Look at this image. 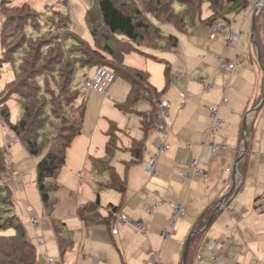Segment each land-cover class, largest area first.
<instances>
[{
	"label": "crops",
	"instance_id": "0c3cea01",
	"mask_svg": "<svg viewBox=\"0 0 264 264\" xmlns=\"http://www.w3.org/2000/svg\"><path fill=\"white\" fill-rule=\"evenodd\" d=\"M245 20L237 27L232 19L230 29L233 32L242 31ZM234 26L237 29H234ZM179 34L185 36L187 31ZM242 36L236 46L231 48L226 46V33H221L214 41H209L206 34L207 47L203 50L209 52L210 57L208 59L207 56H202L200 65L199 60H195L200 48L195 38L191 36L189 42L183 46L180 44L181 48L177 50L178 39L177 47L171 49L175 51L173 56L176 58V66L172 72L173 82L169 77L170 68L166 73L167 66L163 71L164 81L157 79L154 83L148 67H143L144 61H135L136 58L134 61L128 60L131 56L124 54L123 66L148 71L149 73L145 71L148 74V84L156 90L157 95L150 96L152 94L149 92L151 99L140 100L133 107L122 110L125 114L124 126L118 127L113 116L102 119L100 109L95 123L86 124L81 128L80 134L71 141L65 152V166L62 168L72 170L69 172L74 174L75 178L86 180L95 188L91 198L80 199L76 196L64 209L60 208L56 212L57 190L53 195L55 206L50 216L43 215L41 201L40 212L33 208L35 213L32 216L37 218L38 229L34 230L27 224L29 230L26 231L35 247L34 264H45L48 257L56 258L59 264H147L151 259H158L160 264H183V254L192 234H201V239L189 264H264V213L255 214L252 211L256 204L264 206V160L260 153L262 147L264 149V136L262 131L258 130V127L264 128V76L250 39L249 59L256 71L253 72V80L252 77L251 81L244 79L248 73H243L244 55L239 54ZM236 55L241 60L235 72L230 76L221 73L216 57L232 59ZM145 56L147 55L142 57ZM153 57L156 60L155 56ZM85 71L81 73H84L85 78H90L95 69L89 74H85ZM115 83L107 94L101 97L104 100L109 96L119 97L117 102L113 103L120 107L125 102L131 85L127 82L119 87L122 91L118 93ZM207 84L212 87L206 89ZM224 98L227 102L221 104ZM158 101L168 105L171 131L166 136V143L169 147L157 158L154 174L147 177L143 173L142 163L155 155V143L162 138L153 127L155 104ZM216 105L217 116L222 124L208 137L207 131L211 124L209 108ZM130 123L134 126L128 129ZM111 125L114 128V154L120 152L119 161L113 165L111 160L115 155L107 157L105 152ZM135 142L142 144L138 160H134L130 153V147ZM186 145L189 147L186 148ZM220 145H224L227 150L212 155L210 146ZM10 150L11 148L8 151ZM93 159L108 162L124 184L125 190L122 193L111 189L97 192V186L108 179V173L97 175L93 171ZM193 160L199 162V167L206 173L205 178L194 176L191 180H185L173 174L175 171L190 172V163ZM12 164L11 161L13 168ZM235 168L242 178V181L236 184L232 175ZM227 170L232 173H226ZM66 174L69 175L67 172ZM22 187L25 196L22 198L27 199L23 184ZM229 191V196L225 197ZM97 198L100 204L98 214L102 221L85 226L77 215V209ZM223 199L233 213L220 208ZM173 203L182 204L187 216L175 222L171 237L164 240L161 234L168 229ZM154 204L157 207L151 214H146L145 210ZM109 205L116 207L115 213L130 222L144 220L146 233L140 234L128 225L116 223V234H112L106 222L112 217L111 215L108 219ZM28 206L30 205L27 203L26 207ZM206 209L218 211L216 215L210 216L202 229L195 230L199 217ZM52 221L63 225V236L72 243L62 256ZM227 234L233 245L218 262H210L207 246L214 240L226 238L224 236ZM38 237L43 240L40 246L34 242ZM204 242L207 243L204 245ZM203 245L204 254L201 255L199 251ZM198 255L201 259H197Z\"/></svg>",
	"mask_w": 264,
	"mask_h": 264
},
{
	"label": "trees",
	"instance_id": "16d2710c",
	"mask_svg": "<svg viewBox=\"0 0 264 264\" xmlns=\"http://www.w3.org/2000/svg\"><path fill=\"white\" fill-rule=\"evenodd\" d=\"M91 1L94 2V6L87 9L84 19L92 37V44L84 42L75 34V39L72 38V36L68 39L70 44L74 43V45L71 44V47L76 48V44H81L87 49V52L82 54L81 51L78 50L67 56L64 52L70 49V44L65 46V42L60 40V38L59 40L57 38L51 41L52 45L50 50L54 49L55 45H58L59 47L57 50L62 53L61 55L64 60L67 59L68 67H70L69 65L74 66V68H71L70 72L63 73V75L58 70L60 64L55 65V70L51 73L44 71L45 79L47 78L46 81L51 78V82L59 89L58 95L56 94L53 96L52 93L41 90L40 84H45V79H37L36 77L38 74L36 73V75L33 73L34 70L26 74V78H23L16 86L14 85L16 79L10 81L3 90V93H6L4 94V99L6 95H17V97H20L17 102L20 115L15 123L10 122V113L5 100L3 101L5 104L4 108L0 111V115L8 130L18 139L28 155L36 160L35 184L43 211L47 216L51 215L55 206L53 195L59 189L57 177L65 164L66 149L71 141L80 134L86 110L84 99L80 104L76 105L75 103L79 95L83 96L85 94L81 92V86H73L77 72L85 71L89 68L96 69L98 67H105L114 72L117 77L120 76L128 81L131 85V89L125 102L119 108L121 110L131 108L140 100L147 98L151 99L152 97L150 96H156L157 92L149 86L148 74L145 71L123 66L124 54L132 49L143 55L153 57L145 54L138 48L143 47L151 50L161 44L163 45L162 47L166 49H175L178 44L176 33L179 34L186 31L185 26L187 22L184 21V18H182V24H185L183 28L179 29L175 25H167L170 26L172 30L163 32L159 26L147 23L139 10L133 9L123 2L119 3V0ZM224 1L226 2L225 5H221L220 2L212 0L206 1L211 13L207 18L202 20L206 27L216 21L230 20L227 18L230 12H244L248 8V4L244 1ZM225 10H227V13H224ZM149 13L152 12L149 11ZM171 15L172 18H169L166 23H169L173 18L176 19L177 14L172 13ZM155 19H158V17L155 16ZM38 21L37 18V22ZM22 35L25 40H28V35L32 36L35 34L23 33ZM41 35L42 34H38V37L34 40L30 39L31 43H35ZM58 35V37H61L60 34ZM25 40L23 43L24 45L26 44ZM251 45L258 53L260 59L258 62L259 68L262 74H264V4L260 12L254 17L253 44ZM41 53V58H35L38 63H40L43 58ZM103 57L117 60L119 66L115 69L108 66H98L96 64V59ZM52 59L54 61L57 58L55 57ZM37 61H35V64H38ZM167 72L168 68L166 69V73ZM19 76L20 73L16 72L15 77L18 78ZM32 83L36 85L32 86ZM13 85L14 89L10 91ZM21 89L27 91L26 96ZM149 92H151L152 95L149 96ZM56 108L62 112L60 117L55 115ZM62 121L66 125L64 126L66 127L65 130H61L60 128V123ZM56 122H58V125H55ZM114 146V128L111 125L109 129V143L105 149L107 157L113 156ZM141 151V142H135L130 147V153L134 160L139 159ZM4 155V151L0 148V173L5 169L2 165ZM92 165L93 171L97 175L108 173V179L97 186V192L103 189H111L122 193L125 190L124 184L119 180V177L113 168L108 165L106 160L93 159ZM4 191L6 195L4 197L0 195V233L4 232L6 229L12 230L13 233L8 236H0V239L6 240L5 246L3 245V248L0 250V261L3 264H34L36 259L35 247L31 243L20 218L14 213L8 217L2 216L1 210L4 211L2 205H9L11 202V191L8 185H6V187H0V193ZM99 207L100 204L97 198L94 202L84 204L77 209V215L85 226L102 221L98 214ZM107 209L110 214L108 219H110L109 217L117 212V208L109 205ZM217 211L206 209L199 217L195 230L202 229L208 222L210 216L216 215ZM106 222L108 223V220ZM62 227L63 225L61 223L52 221L53 232L61 256L72 244L69 239L63 236ZM200 239L201 234H192L190 236L189 244L185 251V264H189L190 260L194 257Z\"/></svg>",
	"mask_w": 264,
	"mask_h": 264
},
{
	"label": "rangeland",
	"instance_id": "374dc122",
	"mask_svg": "<svg viewBox=\"0 0 264 264\" xmlns=\"http://www.w3.org/2000/svg\"><path fill=\"white\" fill-rule=\"evenodd\" d=\"M206 1L208 0H119V3L123 2L125 4H128L129 7L139 10L142 17L147 23L159 26L163 32L172 30L171 27L167 25H175L179 29L183 28L185 24H182V18H184V21L187 22L185 26L187 35L184 36L176 33L179 39L177 50L181 48L180 44H182L183 46L184 43H188L190 37L192 36L193 38H195V41L200 44V48H198L197 51L198 53L195 55V60H199L200 65V58L202 56H207L208 59L210 57L209 52L203 50L204 47H207V29L202 20H204L211 14ZM212 1L220 2L221 5H225L226 3L224 0ZM239 1H244L249 5V2L251 0ZM93 6L94 2H92L91 0H0V111L4 108V104L6 103L9 109L11 123L16 122L19 118L20 109L17 102L20 97H17V95H6L4 99V94L6 93H3V90L7 83L16 79V83L14 84L16 86V84H18V82H20L23 78H26V74L30 73L32 70H34L33 73L38 74H36L37 79H45L44 71L47 73L53 72V70H55V65L57 64H60L58 66V70L60 71V73H62V75L63 73L70 72L71 68H74V66L69 65L70 67H68L66 61L67 59L64 60L61 55L62 53L57 50V48L59 47L58 45H55L54 49L50 50V47L52 45L51 41L56 40L57 38L59 40L60 38V40L65 42L64 45L67 46L70 44V41L68 39L71 36L75 39V35H77L84 42L92 44V37L90 35L84 17L87 9ZM149 11L152 13H149ZM172 13L177 14L176 19L173 18L169 23H166L169 18H172ZM224 13H227V10H225ZM155 16H157L158 19H155ZM37 18L39 20L38 22ZM227 18L230 20L234 19L237 27L241 24L242 20L246 19L244 24L242 25V32L244 33V36H242V38L240 39L241 44L239 54L244 55L243 57L245 60V67L243 68V73L244 75L248 73V76H246L244 79L251 81L250 77H252L253 80V72L256 71V68L252 65V62L249 59L251 31L250 25L251 20L254 18V16L252 13L248 14L242 11L239 13L230 12L227 15ZM233 28L237 29L235 26ZM23 33L35 35H28V40H25L24 36L22 35ZM38 34H42L41 37H39L35 43H31L30 39L34 40L38 37ZM58 34H60L61 37H58ZM24 40L26 41L25 45L23 44ZM71 44L69 46L70 49L64 52L65 55L69 56L77 52L78 50L81 51L82 54L87 52V49L81 44H76V48L71 47ZM72 45H74V43ZM162 46L163 45L161 44L159 46H156L155 49L151 50L143 47L138 48L145 54L155 56L156 60L152 59L149 56L142 57L144 55L141 56L139 53L133 51L132 49L127 51L125 55L129 54L131 56L127 58L128 60L132 59L134 61V59L136 58L135 61H144L145 64L143 67H148L151 72L150 75L152 76V81L154 83L157 79L164 81L163 71L165 66H167L168 69L170 68L171 70V72L169 73L170 81L173 82L174 73L172 72L176 66V58L173 56L175 51L171 49L168 50ZM241 51L244 53H241ZM202 52L203 54H201ZM40 53L42 54L43 58L41 59V62L38 63L35 58H41ZM54 56L57 59L53 61L52 58H55ZM157 60L161 62H158ZM35 61H37L38 64H35ZM96 64L98 66H108L112 69H115L117 66H119V62L117 60H113L109 57L96 59ZM195 65L198 66V63H196ZM91 71L93 72L94 68L86 69L85 74H89V72ZM16 72L20 73V76L18 78L15 77ZM84 76V73L82 74L81 72H77L73 86L80 87L83 83V80L85 79ZM46 80L47 78L45 79V84H40L41 90L50 92L53 94V96L56 94L58 95L59 89H57L54 83L51 82V78L48 79V81ZM127 82L128 81L121 78L120 76L118 77L117 82L115 83V87L118 89V93L122 91L121 89H119V87L126 85ZM14 85L13 88H10V91L14 89ZM35 85V83H32V86ZM21 91L23 90L21 89ZM26 92L27 91H23V93H25V96L27 95ZM122 95L123 93L120 94V97H122ZM102 98L103 97L93 92H86L83 96H78V100L75 102L76 105L80 104L83 99L85 100L86 104L82 129L86 124L90 125L91 123H95L100 109L102 110V119H104V117L109 118L108 116H113L116 119L118 127L120 125H125L123 122L125 114H123L122 110L113 103V101L117 102V99H119V97L117 98V96H109L106 100ZM4 100L5 103L3 102ZM55 110V115L60 117V114L62 112H60L57 108ZM60 124L61 130H65L66 127L64 126L66 125L63 123V121ZM55 125H58V122H56ZM133 126V123L128 124V129H131V127ZM258 130L259 132L262 131V136H264V128L258 127ZM9 132L10 131L4 124L3 118L0 115V148L5 153L2 162V165L5 169L0 173V187H6V185H9V190L11 191V202L9 203V205H2L4 211L1 210V212L2 216L6 217L12 215L13 213L17 214L25 230H29L30 217L35 213V211L40 212L41 210L40 199L35 186L36 161L28 155L18 139H16L15 136H12V133ZM10 142H12L13 145L11 147H8V144ZM10 148L11 150L9 152L8 150ZM260 153L262 154V158L264 160L263 147ZM114 155V158L111 160V165L117 163V161H119L120 159L119 151ZM11 161L14 164H12L13 168L10 165ZM11 170H13L15 173L14 182L11 179ZM69 171L71 172L72 170L68 169L67 167L62 168L57 177V184L59 186V189L55 195L56 212L60 208L64 209L66 207V204H69L71 202L72 198L76 199V196L80 199H82L81 197L88 199L91 198L92 191L95 188L90 182L88 183L86 180L81 181L79 177L75 178L74 174H70ZM86 171L88 170L86 169ZM66 172L69 173V175H67ZM78 173L80 174V172ZM78 178L80 179L79 183ZM22 184L24 186L27 199L22 198V196H24ZM0 195L4 197L6 195V192L4 191L0 193ZM27 203L32 209H35V211L33 210L31 214H27L24 210V208L27 206ZM256 206L257 204L254 205V207ZM44 214L45 213H43V215ZM44 220L45 218L43 217V221ZM12 233V230L6 229L4 232L0 233V236H8ZM228 235L229 234L224 237H228ZM5 241V239H0V250L3 248V245L5 246ZM206 243L207 242H204L203 244L205 245ZM204 245L200 248L199 251L201 255L204 254ZM0 264L3 263H1L0 261Z\"/></svg>",
	"mask_w": 264,
	"mask_h": 264
},
{
	"label": "built area",
	"instance_id": "2783aa9c",
	"mask_svg": "<svg viewBox=\"0 0 264 264\" xmlns=\"http://www.w3.org/2000/svg\"><path fill=\"white\" fill-rule=\"evenodd\" d=\"M264 4V0L261 2V0H251L249 2L248 8L244 11L248 14H253L255 17L260 10L262 9ZM231 26V20L226 21H216L213 22L211 25L207 28V37L209 41H214L217 39V37L221 33H226V46L234 48L239 40V38L244 35L242 31L233 32L230 29ZM251 33V31H250ZM240 57L237 55L232 58L228 59L223 56H217L216 61L218 64V68L221 73L227 74L228 76L232 75L235 72L237 64L240 62ZM175 77H178V75H175ZM117 79V76L114 72L111 70L105 68V67H98L95 69L93 75L90 78H85L83 80V83L81 85V92H93L100 96H105L108 92V90L111 88V86L115 83ZM206 89H210L212 86L210 84L205 85ZM184 98V96H183ZM227 100L224 98L221 101V104H225ZM218 112V105L212 106L209 108V114L211 118V124L207 131V136H212L220 127H221V120L217 116ZM153 127L154 129L162 136L161 139H158L155 143V155L150 157L148 160L142 163V169L145 176L150 177L154 174L155 171V165L157 158L163 154L166 150H168V145L166 143V136L167 134H170L171 131V123L169 121V111H168V105L165 102L158 101L155 104V112L153 115ZM12 146V142L8 144V147ZM189 145H186V148H188ZM227 148L224 145L220 146H210V152L212 155H216L218 153L226 151ZM190 172H173L174 175L182 178L191 180L194 176L199 177H206V173L204 170H202L199 167V162L197 160H193L190 163ZM11 179L14 182L15 181V173L13 170ZM226 173H232L230 170H227ZM233 177H234V183H240L242 181L241 175L237 171V168L233 171ZM9 186V185H8ZM229 192L225 194V197L229 196ZM157 207L156 204L152 205L151 207H148L145 212L146 214H151L153 210ZM172 214L170 218L168 219V229L164 230L162 232V238L164 240H169L173 233V227L175 222L178 219L186 218L187 214L185 209L183 208V205L180 203H173L172 206ZM220 208L230 211L233 213V210L231 207L226 206L224 199L222 202H220ZM252 211L255 214H263L264 213V206L263 205H257L256 207H253ZM25 212L27 214H31L33 212V209L29 206L25 208ZM30 226L34 229H38V222L37 219L34 216L30 217ZM123 224L128 225L131 228H133L134 231L145 234L146 233V224L144 220H139L137 222H130L126 220L123 216L119 214H113L110 221L108 222L109 230L112 234H116L115 224ZM35 244L37 246L42 245L43 240L38 237L34 240ZM233 245V241L230 237L222 238L219 240H214L210 242V244L207 246V251L209 252L210 256L208 260L212 263L218 262L221 258L224 257L225 252ZM197 259H201V256L198 255ZM45 264H59V261L56 258L48 257L46 259ZM147 264H160L158 259H151L147 262ZM236 264H240L236 262Z\"/></svg>",
	"mask_w": 264,
	"mask_h": 264
},
{
	"label": "water",
	"instance_id": "95a60500",
	"mask_svg": "<svg viewBox=\"0 0 264 264\" xmlns=\"http://www.w3.org/2000/svg\"><path fill=\"white\" fill-rule=\"evenodd\" d=\"M262 1L263 0H261V2ZM253 34H254V18L252 19L251 33H250L251 44H253ZM256 58H257V61L259 62L260 59H259L257 51H256ZM263 99H264V96H263ZM207 226H209V223L207 224ZM187 245H188V243L186 244V247H187ZM185 255H186V252H184V254H183V264H185Z\"/></svg>",
	"mask_w": 264,
	"mask_h": 264
},
{
	"label": "bare ground",
	"instance_id": "6f19581e",
	"mask_svg": "<svg viewBox=\"0 0 264 264\" xmlns=\"http://www.w3.org/2000/svg\"><path fill=\"white\" fill-rule=\"evenodd\" d=\"M232 201V200H231Z\"/></svg>",
	"mask_w": 264,
	"mask_h": 264
}]
</instances>
